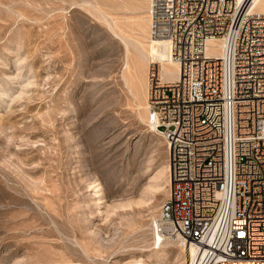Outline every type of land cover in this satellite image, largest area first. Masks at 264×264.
Returning a JSON list of instances; mask_svg holds the SVG:
<instances>
[{"label":"rangeland","instance_id":"1","mask_svg":"<svg viewBox=\"0 0 264 264\" xmlns=\"http://www.w3.org/2000/svg\"><path fill=\"white\" fill-rule=\"evenodd\" d=\"M147 5L0 0V264H183L150 250L167 144L123 79L157 54Z\"/></svg>","mask_w":264,"mask_h":264},{"label":"built area","instance_id":"2","mask_svg":"<svg viewBox=\"0 0 264 264\" xmlns=\"http://www.w3.org/2000/svg\"><path fill=\"white\" fill-rule=\"evenodd\" d=\"M252 5L148 1L149 36L179 66L171 82L148 71L147 125L168 150L158 230L197 247L188 264H264V13Z\"/></svg>","mask_w":264,"mask_h":264},{"label":"bare ground","instance_id":"3","mask_svg":"<svg viewBox=\"0 0 264 264\" xmlns=\"http://www.w3.org/2000/svg\"><path fill=\"white\" fill-rule=\"evenodd\" d=\"M147 7H148V5H147ZM252 9L256 12L264 13V0H253ZM146 12H147V10H146ZM146 15L148 17V14H146ZM147 20L149 21V17L147 18ZM147 26H148V29L150 30V21H149V24H147ZM151 40L154 41L158 45V49L156 50L157 54L155 57L152 58V61L154 64H156V63L159 64L158 65L159 78L162 79L161 78L162 76L160 74V69L164 68L168 71L167 66H171V68L173 67V71L175 73V80H177L179 77V73H178L179 66H178V63L171 56L170 43L167 40H154V39H151ZM209 46H216L217 47V48H214V50H213L214 55H221L222 54V41H220L218 39H209L207 41V49L211 50V48H209ZM146 67H148V66H146ZM165 67H167V68H165ZM139 68L140 69H134V70H132L133 72H130V67L126 63L125 74H123V79L126 83H128L131 86V87L130 86L129 87L133 89L132 91H133L135 98L139 99L140 101H143V103L145 101V103L147 104V94H148V73H147V70L149 71V69L145 68V66L143 68L139 66ZM147 112H148V110H147ZM148 118H149V115H148ZM148 124H149V121H148ZM152 129H153V127H152ZM167 152H168V150H167ZM167 170H169L168 161H167ZM168 193H169V178H168L167 195H168ZM98 201H99V198H98L97 202ZM153 223H154L155 232L153 234L152 247L150 248V250H154L155 253H158L160 251V249H162L164 247V240L165 239L166 240L167 239H172V240L176 239L179 241V245H180V247H182V250L184 253L183 264H188L189 260H191L195 257V255L197 253V247L193 243H190L189 241L183 239L180 236H170V235L161 233L158 230V228H159L158 220L153 219ZM68 263H71V262H68ZM50 264H52V263H50ZM129 264H154V263H151L150 261L145 262V260L138 258L135 261H131Z\"/></svg>","mask_w":264,"mask_h":264}]
</instances>
